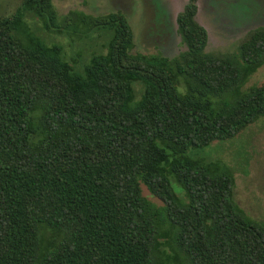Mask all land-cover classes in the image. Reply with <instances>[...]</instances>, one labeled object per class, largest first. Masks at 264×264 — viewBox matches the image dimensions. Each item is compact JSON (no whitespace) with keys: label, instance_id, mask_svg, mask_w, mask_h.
Wrapping results in <instances>:
<instances>
[{"label":"trees","instance_id":"trees-1","mask_svg":"<svg viewBox=\"0 0 264 264\" xmlns=\"http://www.w3.org/2000/svg\"><path fill=\"white\" fill-rule=\"evenodd\" d=\"M195 15L194 0L176 14L172 58L132 53L119 12L22 0L0 17V264H264V225L235 203L231 169L191 155L264 118V84L242 90L264 25L207 53Z\"/></svg>","mask_w":264,"mask_h":264},{"label":"rangeland","instance_id":"rangeland-1","mask_svg":"<svg viewBox=\"0 0 264 264\" xmlns=\"http://www.w3.org/2000/svg\"><path fill=\"white\" fill-rule=\"evenodd\" d=\"M22 0H0V17L10 16ZM188 0H51L56 14L79 11L98 17L121 13L132 33V53L154 54L172 58L182 52L176 32L175 16ZM196 22L207 34L204 51L231 53L250 30L264 25V0H194ZM37 37L48 44H61L69 56L67 40L57 34H47L31 18L25 19ZM95 38V37H94ZM86 48H97L101 41L86 39ZM82 46V43L76 44ZM264 84V64L251 75L242 90ZM192 156L207 160L223 159L234 178L235 203L251 219L264 225V118L250 124L240 134L225 142L193 151ZM141 193L157 205L141 187Z\"/></svg>","mask_w":264,"mask_h":264}]
</instances>
